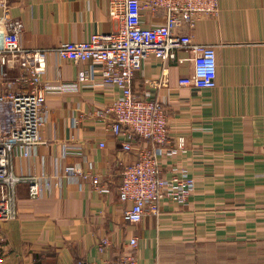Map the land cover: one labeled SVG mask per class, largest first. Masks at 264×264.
Returning <instances> with one entry per match:
<instances>
[{
	"label": "crops",
	"instance_id": "0c3cea01",
	"mask_svg": "<svg viewBox=\"0 0 264 264\" xmlns=\"http://www.w3.org/2000/svg\"><path fill=\"white\" fill-rule=\"evenodd\" d=\"M4 1L8 9L0 17L22 21V44L29 49L88 40L120 26L110 17L112 0ZM219 3L217 17L177 30L216 49V88L179 85L193 72L185 51L166 62L148 57L133 83L137 96L164 105L170 141L187 140L185 154L158 161L167 175L175 169L195 179L188 202L162 200L158 216L137 224L124 219L131 204L119 197L122 173L153 144L135 138L132 150L124 151L126 139L113 134L114 118L105 113L122 91L101 86L90 63L53 57L45 82H72L93 69L96 86L48 97L44 143L31 160H15L16 172L43 179L45 196L31 199L26 184L17 186V216L0 226V264H117L131 253L133 239L139 264H264V0ZM142 5L143 27L164 24L163 11L153 13L146 0ZM67 146L80 151L63 157ZM91 165L108 194L63 176L66 166ZM105 239L110 244L102 250Z\"/></svg>",
	"mask_w": 264,
	"mask_h": 264
},
{
	"label": "built area",
	"instance_id": "2783aa9c",
	"mask_svg": "<svg viewBox=\"0 0 264 264\" xmlns=\"http://www.w3.org/2000/svg\"><path fill=\"white\" fill-rule=\"evenodd\" d=\"M146 4L153 13L164 12V24L150 28L142 26V0H112L110 17L120 22L116 32L97 33L88 40L44 49L24 47L22 21L0 17V187L3 188L0 226L17 216L14 194L18 185L28 186L31 199L45 196L43 179L24 170L16 172L15 160H31L44 143L41 129L49 120L48 97L95 87L94 70L99 71L101 86H113L122 91V97L114 100L105 113L114 118L110 127L113 134L126 139L123 150L131 151L135 138L153 144V149L142 152L138 161L122 173L119 197L123 203L131 204L124 219L137 224L149 215L158 216L162 200L180 205L188 202L195 190V179L188 172L175 169L167 175L158 161L163 155L185 154L187 140L181 136L175 142L170 141L169 116L164 105L154 97L137 96L133 83L148 57L166 62L175 60L177 52L185 51L192 55L193 72L181 79L179 85L198 90L216 88V49L195 42L191 35L178 34L177 30L184 24L194 28L198 20L217 17L220 3L219 0H146ZM7 9V3L0 0V10ZM53 57L74 64L90 63L94 70L79 72L72 82L51 84L43 77ZM76 150L80 151L77 147H65L63 157ZM63 176L80 186L89 181L100 194L110 192L92 165L88 168L66 166ZM55 186L59 188L60 184ZM109 244V240H103L101 249ZM131 245V253L117 264H139L137 240L133 239Z\"/></svg>",
	"mask_w": 264,
	"mask_h": 264
}]
</instances>
